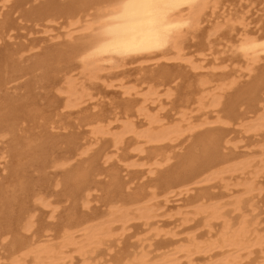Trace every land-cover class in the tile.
Listing matches in <instances>:
<instances>
[{"label": "bare ground", "instance_id": "obj_1", "mask_svg": "<svg viewBox=\"0 0 264 264\" xmlns=\"http://www.w3.org/2000/svg\"><path fill=\"white\" fill-rule=\"evenodd\" d=\"M0 1V250L11 248L10 264H74L72 254L83 264H177L181 259L187 264H254L260 254L258 264H264V228L253 225L242 207L243 197L254 203L264 191V49L242 50L264 43V0H256V7L253 0H191L190 6L168 11L164 24L136 30L110 18V8L120 0ZM28 24L45 28L41 31L50 43L56 41L12 47L19 37L14 33ZM57 30L62 32L53 36ZM147 45L150 51H128ZM132 70L141 72L136 83L125 77ZM146 70H151L147 77ZM30 75L38 78L28 81ZM96 84L119 92L123 102L103 97L97 110ZM181 87L186 99L177 119L169 122L164 103L172 102ZM133 98L138 99L127 101ZM91 105L92 112L77 121H62L63 111L82 112ZM197 113L203 114L200 123ZM234 126L238 134L255 136V153L234 156L246 162H232L228 155L244 148V139L230 137L227 128ZM190 140L188 155H179ZM251 159L259 160L255 172ZM118 165L127 172L124 180ZM236 174L243 179L236 185L244 189L239 195L228 183ZM217 181L240 212L239 224L219 201L196 200L197 213L188 212L196 189ZM52 195L69 207L54 203ZM101 199L109 200L107 216L78 213L79 203L82 212H90ZM40 209L53 221L64 210L66 225L41 239ZM201 215L205 233L188 234L160 261L150 259L148 238L139 239L131 259L130 254L116 263L99 258L113 252L133 220H142L158 238L172 233L165 231L164 217L178 216L190 224ZM212 220L220 222V232ZM244 257L253 259L245 263Z\"/></svg>", "mask_w": 264, "mask_h": 264}, {"label": "rangeland", "instance_id": "obj_2", "mask_svg": "<svg viewBox=\"0 0 264 264\" xmlns=\"http://www.w3.org/2000/svg\"><path fill=\"white\" fill-rule=\"evenodd\" d=\"M247 1H250V0H247ZM252 1V0H251ZM250 1V2H251ZM254 1V3H255V5H254V7H256L258 4L257 3H259V2H256V0H253ZM257 1H260V0H257ZM1 2V1H0ZM31 26V24H28V27H30ZM27 27V28H28ZM32 27V26H31ZM31 27L29 28V29H27V28H25V29H27V30H25V29H23V31H22V29H20V31L18 30V31H16L14 34H15V36H16V43H14V41L13 40H11V41H13L12 43H11V41H8V42H10L9 44H13L14 43V45H12V47H18V45H21L23 42L26 44L27 42L29 43V44H40L41 43V45L40 46H48L49 44L50 45H52V41H53V43L56 41V40H51V43H50V40H49V38H48V34H44V33H42V31H45L44 29H42L41 27L39 28L38 27V29L35 27H33V29H31ZM39 29H40V31H39ZM32 30H34V31H32ZM41 32V34L39 33L38 34V32ZM42 30V31H41ZM22 31V32H21ZM31 31V32H30ZM36 31V32H35ZM24 32V33H23ZM27 32H29L30 34H28ZM59 32H62V30L60 31H58L57 30V32H54L52 35L54 36V35H56L57 33H59ZM35 33H36V35H35ZM21 34H22V36H23V38L21 37ZM25 34H26V36H25ZM28 34V35H27ZM32 34V35H31ZM45 36H44V35ZM47 35V36H46ZM44 37H46L45 38V40H44ZM26 39H28V40H26ZM37 39V40H36ZM39 39H40V41H39ZM46 39H47V41H46ZM14 40H15V38H14ZM36 40V41H35ZM42 40H44V41H42ZM49 40V41H48ZM25 41H27V42H25ZM40 43H39V42ZM42 41V42H41ZM57 41H59V40H57ZM18 42V43H17ZM30 42H32V43H30ZM47 42H48V44H47ZM21 43V44H20ZM45 44V45H44ZM49 45V46H50ZM6 47V46H5ZM10 47V46H9ZM196 49V48H195ZM29 55V54H28ZM28 55H25V56H28ZM32 61V60H31ZM29 62V63H28ZM28 62H26L25 63V65H29L30 64V61H28ZM135 70H132L127 76L125 75V77H126V79L128 80V81H130L131 83H136L137 82V80L139 79V76H138V78L136 79V77H137V74L138 75H140L141 74V72H137V71H135V72H137V73H135L134 72ZM149 71H151V70H146V71H143L142 73H145L146 74V77L147 76H149V74H150V72ZM147 72L149 73V74H147ZM154 71H152L151 73H153ZM39 73V72H38ZM133 73H134V75H133ZM32 76L33 75H30V77L28 76L27 77V79H29L28 81H30V79H32L31 81H33V80H35V79H37L38 78V75H36V76H33V78H32ZM131 76V77H130ZM136 76V77H135ZM154 76H156V75H154ZM35 77V78H34ZM37 77V78H36ZM135 77V78H134ZM79 78H80V81L81 82H84L85 80H86V78H84V77H81V76H79ZM27 79L25 80V78L23 79V80H21V81H19L18 82V84H21V83H23L24 81H27ZM114 79V78H113ZM84 80V81H83ZM23 81V82H22ZM149 81V80H148ZM21 82V83H20ZM100 86V87H99ZM184 86V85H183ZM145 87V86H144ZM182 89H180L179 90V92L177 91V95H178V97H177V95H176V97L175 98H173L172 99V102H170V103H166L164 100V102L166 103H164V105H166L167 106V108H166V110L164 111V113H163V116L167 119V121L169 120V122H172L171 121V119L173 120V119H177V114H178V112L180 111V108L182 107V101H184L185 99H186V91H185V88L183 89V87H181ZM94 89V90H93ZM18 93H20V94H22L24 91H25V88H24V86H23V89L20 87L19 89H18ZM102 91V92H101ZM110 91V92H109ZM112 92V93H111ZM185 92V93H184ZM103 93V94H102ZM109 93V94H108ZM116 93V94H115ZM180 93H181V95H180ZM92 94H94L97 98H98V100H97V102H96V106L95 107H97V110H99L98 108H102L101 106V104H103V101H102V99H100V98H103V97H106V101H108L109 99V101H113V102H116L117 100V102L116 103H119V101H120V103H122L123 102V98H122V96L120 95V93L119 92H117V91H113V90H106L105 88H103L101 85H99V84H96L94 87H92ZM183 95H184V97H183ZM120 96V97H119ZM118 98H120V99H118ZM100 99V100H99ZM108 99V100H107ZM138 99V98H133V99H129V100H127V101H131V102H135L136 100ZM179 99H182V100H179ZM99 101V102H98ZM100 101H102V102H100ZM178 102V103H177ZM94 103V102H93ZM98 103V104H97ZM95 104V103H94ZM99 106V107H98ZM176 106V107H175ZM206 106H208V103H206ZM195 110H196V106H192ZM85 109V110H84ZM83 110H82V112H68V111H63V113L61 114V119H62V121L64 122V123H67V122H69V121H77V119L79 118V117H81V116H83L84 114H88V113H90V112H92V105H91V107L90 106H88V107H86V108H84ZM195 110H193V111H195ZM60 112H62V110H61V108H60V110H59ZM170 111V112H169ZM175 112V113H174ZM171 117H169V116ZM198 115V116H197ZM203 114H200V113H197V114H195L194 115V117H198L199 118V120H198V122L200 123V120H201V116H202ZM172 116H173V118H172ZM213 116V115H212ZM168 117V118H167ZM67 119V120H66ZM236 126H237V124H236ZM236 126H234L233 127V130H232V128H227V130H229L230 131V137H235L236 135L238 136V140H240V139H244V142H243V144H242V146H244V148H241V150H239V151H237V152H234V153H232V152H228V155L231 157V161L232 162H246V160H244V159H246V158H243V157H239L238 159H236L234 156L235 155H238V154H241L242 153V155H245L244 153H247L248 151L251 153V152H253L254 151V153H255V151H257V149H256V139H255V136H254V134L252 135V134H238L239 133V129H237L236 128ZM118 129V128H117ZM116 129V130H117ZM238 131V132H237ZM203 133L205 132V130L204 131H202ZM201 132V133H202ZM88 135V134H87ZM243 135V137H241ZM236 136V137H237ZM264 134L262 135V138L264 139ZM88 140V139H87ZM195 139H193V141H194ZM237 140V141H238ZM192 140H190V141H188V142H186L185 144H182L181 145V147H180V149H181V152H178L179 153V155L181 154H187L186 152H187V150L189 151V146H191V142H193ZM249 141V142H248ZM247 145H249V146H247ZM241 146V147H242ZM193 147V146H192ZM245 148H249L250 150H244ZM192 149V148H191ZM110 152H112V150L110 149L109 150ZM174 151H176V150H174ZM230 151V150H229ZM240 152V153H239ZM124 153V152H123ZM258 154V153H257ZM188 155V154H187ZM182 159H184V158H186V156H180ZM179 157V158H180ZM238 160V161H237ZM254 163H253V165L252 164H250V167H252L253 166V168H251V172H255L256 170H257V168H258V163H259V160H255V159H251ZM251 160H250V162H251ZM258 161V162H257ZM100 165H102V162H100L99 163ZM115 164V163H114ZM256 164V165H255ZM255 165V166H254ZM114 166H116V165H114ZM119 166V170H120V173H121V177H119V178H121V179H123L124 177H126V173L127 172H124L125 170L123 169V167L121 166V165H118ZM118 166H117V168H118ZM122 167V168H121ZM254 169V170H253ZM134 173L133 171H130V173ZM129 173V172H128ZM124 175V176H123ZM132 177V174L131 175H129V177ZM1 178V177H0ZM228 178V177H227ZM121 179H119V180H121ZM124 180V179H123ZM230 180V181H229ZM109 181V180H108ZM137 181V180H136ZM135 181V182H136ZM219 181H217V182H213V183H211V184H208V185H206V186H202V187H198L197 189H196V191L192 194V198H190V200L191 199H193V202H192V200H191V202L189 203L188 202V206H190V208H188V212H190V211H192L193 210V213L194 214H196L197 213V208H194V206L195 205H197L198 204V202H195L196 200L198 201H202V200H207L208 201V204L210 205V204H213V203H216L217 201H219V203H218V205H222V206H224L225 208H224V210H223V212L224 213H226V214H228L229 215V218L235 223V224H239L240 223V221H241V216H240V212H238V211H234V209H235V206H233V205H231L232 203H233V200L232 199H230V197H227L228 195H227V193H226V191H225V189L223 188V186H222V183L221 182H219ZM228 183L229 184H231L232 186V191L233 192H236V194L237 195H239V194H242V193H244V189L243 188H241V187H236V185L237 186H239L238 184H240V183H243V179H240V177H239V174H236L235 176H233V177H229L228 178ZM219 184H220V186H219ZM104 184H103V188H104ZM215 186V187H214ZM106 187V186H105ZM238 189H240V190H238ZM242 189V190H241ZM236 190V191H235ZM224 193H225V195H224ZM195 194V195H194ZM261 195H263V196H261V197H259V198H257V199H255L254 200V203L253 202H251V200L249 199V196H245V197H243L244 198V204H243V210H244V212L247 214V215H249V219L251 220V221H253L252 223H253V225L254 224H257V225H260V228L262 229V228H264V191L262 192V194ZM55 195H52L51 196V199H52V201L55 203V200H56V203L58 202V200H59V202H58V204L60 203V205L63 207V209H64V207H69L63 200H62V198H60L59 199V197H58V199H57V197L55 196ZM201 197V198H200ZM216 199H215V198ZM226 197V198H225ZM207 198V199H206ZM246 198V199H245ZM195 199V200H194ZM182 200L183 201H185L186 199L185 198H182ZM247 200V201H246ZM248 200H249V202H248ZM62 201V202H61ZM246 201V202H245ZM103 202H104V204H103ZM107 202H109V200H106V202L103 200V199H101V202H99L97 205L96 204H94L93 203V206H92V209H91V211L90 212H82L83 210H82V206H81V203H79V206L77 205V207H75V208H77V211H78V213L79 212H81V213H85V217H90V216H92L93 214L95 215V214H97V216H99L98 218L99 219H101L102 218V215L104 216H107V214H108V211H106L107 210V207H108V205L106 204ZM113 201H111V203H112ZM228 202V204L227 205H225L226 203ZM229 202H232V203H229ZM200 203V202H199ZM223 203H224V205H223ZM248 203V204H247ZM107 205V206H106ZM247 205V206H246ZM256 206L257 207V211H256V213L255 212H251L252 211V206ZM100 206V207H99ZM95 207V208H94ZM99 207V208H98ZM246 207H248V208H246ZM97 209V210H96ZM80 210V211H79ZM93 210V211H92ZM44 211V212H43ZM63 211L64 210H62V212H61V214H60V216H59V218L57 219V220H55V221H53V220H51L50 218H49V213H48V211H45V210H42V209H40V211H39V217H40V221L38 222V226L39 227H41L39 230V236L38 237H41V239H44L43 237V235H45L44 233L46 232V231H54V230H56L57 231V229H55V228H60V227H62L63 225H66V222L64 221V217L66 216L65 215V213H63ZM96 211H97V213H96ZM186 211V210H185ZM195 211V212H194ZM47 212V213H46ZM99 212V213H98ZM101 212V213H100ZM103 212H105V213H103ZM251 212V213H250ZM43 213H44V215H43ZM191 213V212H190ZM192 213V214H193ZM89 214V215H88ZM41 215V216H40ZM87 215V216H86ZM63 216V217H62ZM104 216V217H105ZM253 217V218H252ZM66 218V217H65ZM178 218V216L177 217H174V218H169V217H164L163 219H162V221L163 222H165L166 223V226H165V231H172V233L171 234H169V236H163L164 235V232H162V234H161V236L160 237H153L154 236V234H156V232L155 231H147V227H145L144 225H143V221L142 220H133V221H131L130 222V224L128 225L129 227L131 226L132 227V225H133V227L131 228L130 227V229L131 230H129L128 232H126L125 233V235L123 236V237H121V241H120V243L118 244V242H116V244L111 248L112 250H113V252H111L110 254L109 253H102V254H100L99 255V258H104L103 260H109L110 259V257L115 261V263H116V261H117V259H119V257L120 258H122V257H124L125 255H127V256H125L123 259H129V256L131 255V257H130V259L132 258V255L134 254V252H137V251H139V247H138V241H139V239H141V238H148V239H150L151 240V244H153V247L151 248V249H148V251L150 250L151 252H150V259H152V262L153 263H155L157 260L158 261H160V259H162V258H164L165 257V254L168 252H171L170 250H172V249H175L176 248V246H178V245H180V244H183V243H185V240L187 239V237H188V234H198V235H203L204 233H205V231L207 230V228H205L204 227V222L202 221V218H204V216H199V217H197V219L195 220V221H193V222H191L190 224H185V223H183V221H181V220H178L177 219ZM64 222H63V221ZM176 220V221H175ZM213 221V220H212ZM56 222V223H55ZM63 222V223H62ZM65 223V224H64ZM132 223V224H131ZM213 223L215 224V229L218 231V232H220L221 231V228H222V226L219 224L220 222H218V221H213ZM118 225H121L120 223H117ZM142 225V227H141V225ZM216 224H217V226H216ZM53 225H55V227H53ZM57 225V226H56ZM58 225H59V227H58ZM116 225V224H115ZM236 227H238V226H236ZM191 228V229H190ZM262 230H264V229H262ZM115 234H114V236H113V239H117L120 235H121V233H122V231H117V232H114ZM202 233V234H201ZM172 235H175V236H172ZM43 236V237H42ZM190 236V235H189ZM112 239V240H113ZM206 239V238H205ZM111 240V241H112ZM178 241L180 242V243H178ZM118 244V245H117ZM4 248H6V250H3L2 251V249H4ZM4 248H2L1 250H0V259L1 258H3V259H1L2 261H4V263L5 264H7V263H9V262H11V257H13L12 256V254H11V252L9 251L11 248H9V247H4ZM7 251V252H6ZM257 251V253L256 254H258V252H259V250H256ZM6 252V253H5ZM3 253V254H2ZM3 255V257H2V255ZM130 254V255H129ZM256 254H254V255H252L251 257H254ZM73 255V257H74V264H83V262H82V259L80 258V256L78 255V254H72ZM105 255V256H104ZM129 255V256H128ZM11 256V257H10ZM257 256V257H256ZM254 258L255 259H253V258H249V259H247V258H243V262H250L251 261V259H253L252 260V263L253 262H255L254 264H258V262H261V259L259 260V258H261V255L259 254V255H256ZM106 258V259H105ZM116 258V259H115ZM258 258V259H257ZM257 261V262H256ZM245 262V263H246ZM31 263V262H30ZM29 263V264H30ZM199 264H205L206 263V261H203V260H201V261H199L198 262ZM10 264V263H9ZM177 264H187V261L185 260V259H181Z\"/></svg>", "mask_w": 264, "mask_h": 264}, {"label": "snow or ice", "instance_id": "obj_3", "mask_svg": "<svg viewBox=\"0 0 264 264\" xmlns=\"http://www.w3.org/2000/svg\"><path fill=\"white\" fill-rule=\"evenodd\" d=\"M190 6L191 0H120L115 3L110 12L114 13L110 16L114 20L126 21L125 27L132 30L143 28L145 24L162 25L166 22L167 12L176 8ZM186 25H174L173 27H184ZM259 47L264 49V43L252 44L242 48L244 51H248L250 48ZM151 45L129 48V52H142L150 51ZM251 70V68L249 69ZM30 230V226L29 229ZM2 264V262H0ZM13 264H18L17 261H13Z\"/></svg>", "mask_w": 264, "mask_h": 264}]
</instances>
